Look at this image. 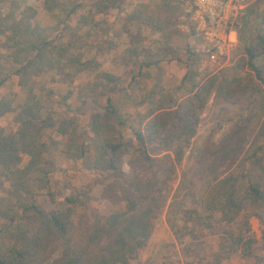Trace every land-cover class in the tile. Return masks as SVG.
<instances>
[{
  "label": "rangeland",
  "instance_id": "1",
  "mask_svg": "<svg viewBox=\"0 0 264 264\" xmlns=\"http://www.w3.org/2000/svg\"><path fill=\"white\" fill-rule=\"evenodd\" d=\"M187 1L82 0V8L67 18L59 10L46 11L43 0H18L21 8L38 9L39 24L52 44L65 52L62 64L50 71L34 55L31 61L18 63L0 56V239L20 243L24 230L35 231L33 204L47 214L64 205L65 195L80 191L95 177L113 179L111 173L102 174L94 167L96 124L104 135L129 138L132 127L140 126L159 96L171 94L180 101L193 84L213 80L152 237L130 264L263 260L264 203L245 200L235 223L225 222L219 212L204 210L207 184L193 178L204 145L218 143L239 121L252 117L249 145L238 162L226 168L241 176L242 195L251 182L264 189V173L253 159V153L260 155L264 148V85L256 90L253 72L240 66L248 36L263 28L264 0H248L235 25L233 50L214 67L189 60L191 22L183 18L182 7ZM3 6L6 13L14 10L12 4ZM19 13L14 11V16ZM14 50L12 42L0 37L1 55ZM238 79L250 88L243 101L232 103L225 94ZM108 99L113 110L107 109ZM123 169L131 178L127 161ZM102 188L93 189L97 207L103 212L126 209L122 201L103 199ZM247 219L255 237L251 249L235 239L237 228Z\"/></svg>",
  "mask_w": 264,
  "mask_h": 264
},
{
  "label": "trees",
  "instance_id": "2",
  "mask_svg": "<svg viewBox=\"0 0 264 264\" xmlns=\"http://www.w3.org/2000/svg\"><path fill=\"white\" fill-rule=\"evenodd\" d=\"M3 4H12L14 10L6 13ZM18 4V0H0V37L12 42L15 48L11 55L0 54L1 58L18 63L31 61L34 55L46 71L57 68L62 64L65 48L52 44L48 32L37 20L35 6L21 8ZM43 4L49 13L59 10L67 18L84 5L82 0H43ZM17 10L20 13L15 17ZM260 22L263 28L248 36L240 60V66L253 72L256 90L264 85V13ZM188 54L197 66L199 58L191 45ZM213 87V80L195 83L180 101L171 94L159 96L142 117L140 126L132 127L133 136L129 138L104 135L96 124L94 167L102 174L111 173L113 179L95 177L80 191L65 195L64 205L47 214L33 204L31 209L38 223L35 231L24 230L20 243L0 239V264H130L152 237L169 197L170 182L183 161L184 145L196 133ZM249 88L243 80H234L227 88L226 99L239 103L248 95ZM108 103L107 109L113 110L110 99ZM252 119L239 121L218 143L207 142L194 170L193 180L207 184L204 210L219 212L228 223L238 219L245 200L264 203L261 183L251 182L242 195L241 176L226 168L237 163L249 145ZM260 151V155L253 153V159L264 173V148ZM126 161L132 172L129 179L123 169ZM145 172L149 173L147 177ZM95 186H103V199L113 203L122 201L126 209L103 212L93 202ZM242 224L236 230V242L251 249L255 242L251 223L247 219ZM262 238L264 251V230ZM258 264H264V258Z\"/></svg>",
  "mask_w": 264,
  "mask_h": 264
},
{
  "label": "built area",
  "instance_id": "3",
  "mask_svg": "<svg viewBox=\"0 0 264 264\" xmlns=\"http://www.w3.org/2000/svg\"><path fill=\"white\" fill-rule=\"evenodd\" d=\"M248 0H188L182 4L189 19L191 47L201 64L214 67L228 57L237 42L235 25ZM203 59V61H202Z\"/></svg>",
  "mask_w": 264,
  "mask_h": 264
}]
</instances>
